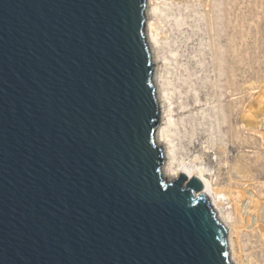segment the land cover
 <instances>
[{
  "label": "water",
  "instance_id": "1",
  "mask_svg": "<svg viewBox=\"0 0 264 264\" xmlns=\"http://www.w3.org/2000/svg\"><path fill=\"white\" fill-rule=\"evenodd\" d=\"M147 0H0V264H232L163 148Z\"/></svg>",
  "mask_w": 264,
  "mask_h": 264
},
{
  "label": "rangeland",
  "instance_id": "2",
  "mask_svg": "<svg viewBox=\"0 0 264 264\" xmlns=\"http://www.w3.org/2000/svg\"><path fill=\"white\" fill-rule=\"evenodd\" d=\"M158 3L178 157H198L222 191L260 195L256 229L238 221L236 257L264 264V0Z\"/></svg>",
  "mask_w": 264,
  "mask_h": 264
},
{
  "label": "bare ground",
  "instance_id": "3",
  "mask_svg": "<svg viewBox=\"0 0 264 264\" xmlns=\"http://www.w3.org/2000/svg\"><path fill=\"white\" fill-rule=\"evenodd\" d=\"M158 2L159 0H147L146 38L150 48L152 64L154 66L153 81L156 87L160 115H162V119L160 117L162 121L159 123L155 132L157 145L163 148L165 156L162 178L167 182H172L174 170L180 164L186 165L203 177L211 192L207 195V199L210 202L212 210L216 214V218L227 230L230 261L232 264H239L236 257V247L240 244L239 240L241 238L238 221L246 219L250 227L253 228V230L256 229L259 223L257 214L259 215L263 208L259 198L260 195L249 189L229 192L222 191L216 186L217 183H214V178L210 173L211 170H209L210 168L208 169L203 163L199 162L200 159L198 157L189 161L179 159L172 129L173 125H175L173 115L175 109L173 108L171 96L165 88V79L163 76V68L167 58L163 55V45L161 43L162 33L160 32L158 22L155 20L159 11ZM226 201H230L229 204H232L235 209L234 213L225 210ZM237 210H239V213Z\"/></svg>",
  "mask_w": 264,
  "mask_h": 264
}]
</instances>
